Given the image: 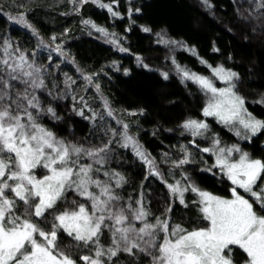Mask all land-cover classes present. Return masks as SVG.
Returning a JSON list of instances; mask_svg holds the SVG:
<instances>
[{"label": "trees", "instance_id": "trees-1", "mask_svg": "<svg viewBox=\"0 0 264 264\" xmlns=\"http://www.w3.org/2000/svg\"><path fill=\"white\" fill-rule=\"evenodd\" d=\"M259 2L261 0H207V4L204 0H118L112 7L120 15L113 16L92 0L84 4L72 0H0V43L5 38L10 39L14 48L18 46L26 51L29 60L34 58L35 64L42 66L46 88L29 89V92L39 97L41 108L55 109L58 120L43 113L39 123L58 138L83 144L86 148L99 147L111 138V133L105 136V130L116 128L119 131L116 120H121L130 125L129 133L136 136L143 150L154 158L153 162L168 183L175 180L186 183L181 175L186 173L201 190L230 198L231 181L218 168L212 167V155L200 148L209 147L210 137L215 135L224 143H238L253 158L264 159V135L258 134L251 141L238 140L229 128L212 117L203 116L207 95L196 84L182 80L171 57L189 71L207 77L212 74L207 65H223L239 73L236 91L245 98L248 111L264 119V104L256 103L264 98V8L257 7ZM100 3L110 4L112 0H100ZM129 8L140 11H133L129 16ZM21 11L26 13V19L38 35L34 36L31 29L9 20L6 15H18ZM86 19L105 28L110 35L101 36L91 25L82 23ZM145 27L151 31H143ZM157 33L194 48L196 54L176 45L158 43ZM53 36L57 37L55 41ZM113 40L118 43H112ZM57 45L66 55L53 52ZM0 56H3L2 50ZM201 60L207 61V65ZM162 73H168V78ZM85 76H91L92 81L85 80ZM68 77L75 83L66 85L64 81ZM13 84V93L24 91L25 85L18 81ZM105 101L113 110L114 118L107 116ZM81 109L84 116L78 115ZM141 109L143 114H140ZM131 112L136 115H129ZM93 113L98 114L95 121L85 118ZM99 116L104 119L100 120ZM190 118L207 122L206 138H194L180 127ZM193 139L195 145L191 143ZM182 145L192 154L193 162L181 168H173L168 161L165 163L164 154L171 159L181 158ZM111 148L112 155L103 166L97 165L101 172L93 178L109 181L104 171L122 175L126 182L116 189L122 206L131 202L135 208L134 202L142 199L151 213L148 222L155 223L154 218H163L165 209L171 205L173 210L168 215L172 225H181L189 231L207 227L208 221L203 219L199 205L193 204L197 200L195 193L185 192L187 207L181 205L159 177L149 175L148 166L131 147L122 148L114 143ZM81 162L89 160L82 158ZM207 168L211 171H203ZM36 172L42 176L45 171L38 168ZM112 183L115 187L114 181ZM73 201L89 203L69 191L66 203L60 202L58 210L72 207ZM20 212H23V205ZM34 220L45 231L50 230L51 215L46 217L47 223L38 218ZM135 224L137 228L142 226L140 221ZM58 243L62 250L77 259V264H83L79 256L92 255V250L73 247L74 242L62 233ZM101 243L105 248L111 244L107 230L101 236ZM234 253L237 264H243L241 251L234 248ZM129 261L126 253L113 258L114 264H129ZM132 264H150V259L142 257Z\"/></svg>", "mask_w": 264, "mask_h": 264}, {"label": "snow or ice", "instance_id": "snow-or-ice-1", "mask_svg": "<svg viewBox=\"0 0 264 264\" xmlns=\"http://www.w3.org/2000/svg\"><path fill=\"white\" fill-rule=\"evenodd\" d=\"M72 2L84 4L88 0ZM92 2L106 8L113 16L120 15L112 7L118 0H112L110 4L100 3V0ZM204 3L207 4V0ZM257 7L264 8V0ZM133 11L138 13L140 9L129 8V16ZM8 19L31 29L34 36L38 35L26 19L25 12ZM82 23L91 25L104 36L110 35L90 19ZM143 31L150 32L151 29L145 27ZM156 35L158 43L176 45L196 54L194 48L166 39L164 33ZM56 39L52 37V40ZM111 42L118 43L115 40ZM43 43L41 40L40 44ZM0 50L3 52L0 56V264H77V259L59 247L61 233L74 242L73 247L92 250V255L78 257L83 264H114L113 258H118L121 253L130 257L129 264L142 257H148L150 264H237L234 248L243 254L240 257L243 264H264V215L260 214L264 212V159L253 158L238 145L221 146L218 136L213 135L212 147L201 151L215 155L212 167L218 168L233 185L231 198H224L201 190L186 173H181L186 183L176 181L170 184L164 180L153 162L154 158L143 150L136 136L129 133L130 125L121 120H116L120 125L119 131L116 128L105 130V136L111 133V138L99 147L86 148L83 144L65 142L39 123L43 113L58 120L55 109L41 108L39 97L29 92V89L46 88L41 75L42 66H37L34 58L29 60L26 51L18 46L14 48L10 39H3ZM54 51L66 55L60 45ZM32 55L34 57V53ZM48 59L51 61V56ZM171 59L182 80L196 84L209 97L202 109L203 116L216 117L219 122L230 126L237 137L247 141L258 134L264 135V119L249 112L245 107V98L236 91L235 82L240 78L239 73L223 65L212 67L201 60L211 69L212 77L225 82V87L218 88L212 77L191 72L179 65L174 57ZM72 62L75 63L74 60ZM162 75L168 78V73ZM84 79L92 81L91 76ZM13 81L25 85L24 91L13 93ZM69 82L75 83L68 77L64 83L69 85ZM96 88L99 89V84ZM48 94L51 96L52 92ZM80 99L83 102V97ZM256 103L264 104V98ZM104 107L107 116L114 118L107 101ZM140 114H143V109ZM78 115L84 116L83 109ZM97 116L93 113L85 118L95 121ZM99 119L104 117L99 116ZM180 127L194 138L205 137L209 132V125L204 120L190 118ZM114 143L122 148L131 147L148 166L149 175L159 177L181 205L187 207L185 192L196 193L199 199L193 204L199 205L208 226L189 231L181 225H172L168 215L173 210L171 205L165 209L163 218H154L155 223L148 222L151 213L144 207L142 199L134 202L137 205L135 208L131 202L122 206V198L116 193V189L126 182L122 175L104 171L103 175L109 177V181L93 178L101 172V167L97 165L103 166L112 155L111 145ZM191 143L195 145V139ZM181 151L184 156L172 161L173 168L193 162L186 146H181ZM233 153L239 154V158L234 159ZM164 155L167 157V154ZM82 158H87L89 162L82 163ZM164 162L167 163V159ZM38 168L45 169L46 174L38 176ZM203 171L210 172L211 168ZM238 189H242L247 198ZM69 191L89 203L77 204L73 201L72 207L58 210L60 202L66 203ZM21 205L23 212H20ZM49 215L52 216L51 227L45 231L34 218L47 223ZM135 221H140L142 226L137 228ZM105 230L111 236V244L106 248L101 243Z\"/></svg>", "mask_w": 264, "mask_h": 264}, {"label": "rangeland", "instance_id": "rangeland-1", "mask_svg": "<svg viewBox=\"0 0 264 264\" xmlns=\"http://www.w3.org/2000/svg\"><path fill=\"white\" fill-rule=\"evenodd\" d=\"M8 17L9 16H17V15H10V14H6ZM14 22V21H13ZM101 36H103V35H101ZM53 43V42H52ZM63 50V49H62ZM64 51V50H63ZM53 52H56V51H54V49H53ZM57 53V52H56ZM57 54H60L61 55V53H57ZM210 77H212V74H211V76ZM213 79H214V82H215V84H216V86L219 88V87H225L226 86V84H225V82H222V81H219L218 79H215L214 77H212ZM207 98L209 99V97L207 96ZM208 99H207V102H208ZM206 102V103H207ZM209 117H211V116H209ZM212 118H214L215 120H217L218 121V119L216 118V117H212ZM219 122V121H218ZM219 123H221L222 125H224V126H226L227 128H229L230 129V126H228V125H225L224 123H222V122H219ZM232 132H233V134H234V130H231ZM235 135V134H234ZM205 136H206V134H205ZM236 136V135H235ZM202 138V137H201ZM211 138V137H210ZM236 138L238 139V140H244V139H242L241 137H237L236 136ZM209 143H210V146L209 147H212V141L210 140L209 141ZM231 145H238L239 146V144L238 143H230V144H227V143H224V142H222L221 141V146H231ZM182 146H184V145H182ZM192 146V145H191ZM240 147V146H239ZM200 148V147H199ZM204 148H208V147H204ZM201 149H203V148H200V150ZM188 150V149H187ZM188 152H189V150H188ZM179 153L182 155L181 156V158H183V156H184V152L183 151H181V147H180V149H179ZM206 153H208V152H206ZM208 154H210V155H212V158H213V165L215 164V160H216V157H215V155H213L212 153H208ZM166 159H167V161L170 163V164H172V161H174V160H178V159H171L170 158V156H167V157H165ZM180 158V159H181ZM233 158L234 159H238L239 158V154H237V153H233ZM45 172L42 174V175H44V174H46V170L45 169H43ZM219 170V169H218ZM170 172H171V170H169ZM220 171V170H219ZM176 181H179V180H175V181H173V183L172 184H174V183H176ZM239 190V192L242 194V195H245L246 196V198H247V194L246 193H244L243 192V190L242 189H238ZM195 195H196V197H197V200L199 199V197L197 196V194L195 193ZM231 198V197H230ZM208 226V225H207Z\"/></svg>", "mask_w": 264, "mask_h": 264}]
</instances>
